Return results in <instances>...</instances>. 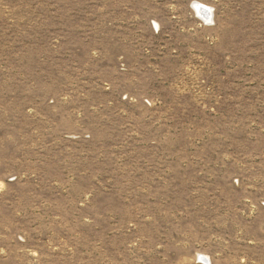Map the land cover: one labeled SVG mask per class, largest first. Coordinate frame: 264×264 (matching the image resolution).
<instances>
[{"label":"rangeland","instance_id":"374dc122","mask_svg":"<svg viewBox=\"0 0 264 264\" xmlns=\"http://www.w3.org/2000/svg\"><path fill=\"white\" fill-rule=\"evenodd\" d=\"M0 264H264V0H0Z\"/></svg>","mask_w":264,"mask_h":264},{"label":"bare ground","instance_id":"6f19581e","mask_svg":"<svg viewBox=\"0 0 264 264\" xmlns=\"http://www.w3.org/2000/svg\"><path fill=\"white\" fill-rule=\"evenodd\" d=\"M195 10H196V13L198 16H205V20L209 21L210 19V11L209 9H207L205 6H202L200 4H196L194 6ZM206 21V22H207Z\"/></svg>","mask_w":264,"mask_h":264}]
</instances>
